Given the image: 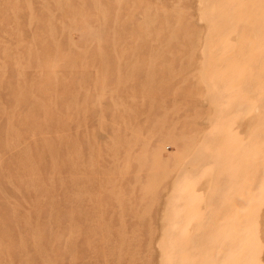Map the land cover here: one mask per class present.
Here are the masks:
<instances>
[{
	"label": "rangeland",
	"instance_id": "374dc122",
	"mask_svg": "<svg viewBox=\"0 0 264 264\" xmlns=\"http://www.w3.org/2000/svg\"><path fill=\"white\" fill-rule=\"evenodd\" d=\"M0 264H264V0H0Z\"/></svg>",
	"mask_w": 264,
	"mask_h": 264
}]
</instances>
